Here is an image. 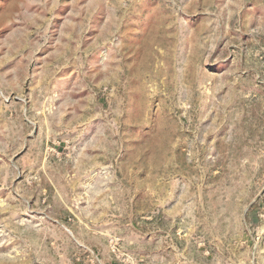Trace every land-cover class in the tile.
Segmentation results:
<instances>
[{"label": "rangeland", "instance_id": "374dc122", "mask_svg": "<svg viewBox=\"0 0 264 264\" xmlns=\"http://www.w3.org/2000/svg\"><path fill=\"white\" fill-rule=\"evenodd\" d=\"M0 264H264V0H0Z\"/></svg>", "mask_w": 264, "mask_h": 264}]
</instances>
